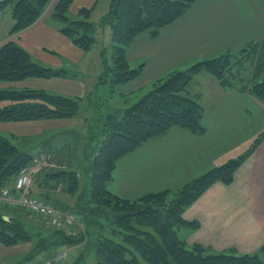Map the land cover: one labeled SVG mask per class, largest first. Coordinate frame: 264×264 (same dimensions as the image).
Listing matches in <instances>:
<instances>
[{
	"label": "trees",
	"instance_id": "16d2710c",
	"mask_svg": "<svg viewBox=\"0 0 264 264\" xmlns=\"http://www.w3.org/2000/svg\"><path fill=\"white\" fill-rule=\"evenodd\" d=\"M74 0H58L52 12L59 31L84 51L98 44L100 25L89 21L90 9L79 11L76 19L69 13ZM199 0H111L104 23L112 32L111 57L102 51L105 69L90 98H97V88L108 85L106 99L116 90L137 79L144 65L132 68L127 53L134 39L147 31L153 35L185 15ZM51 0H0V15L10 7L14 20L10 38L0 46V83L15 84L28 78H53L66 75L64 70L38 64L14 39L41 19ZM256 60L250 79L243 77L244 64ZM201 72L213 76L225 87L248 90L264 104V42L252 43L238 53H226L203 60L186 71H172L153 83V89L134 104L118 108L95 106L91 135L92 149L86 185L74 169H69L70 145L57 153L43 156L44 164L0 136V190L9 187L24 168L37 167L34 178L53 189L63 188L71 200L60 209L50 198L35 195L64 214H74L84 223L85 231L72 237L64 231L27 226L0 213V243L7 247L29 245L25 256L11 264H29L42 252L56 247L85 243V249L73 264H264V246L253 254L235 250L216 252L200 244L189 245L181 238L183 228L197 229L198 222L184 217L207 190L216 183L231 185L236 171L264 139H256L247 154L231 160L187 183L178 191L163 190L131 200L121 198L109 189L119 161L144 144L182 129L204 135V108L188 95L194 77ZM99 100L103 98L98 94ZM82 99L50 94L42 90L15 87L0 89V123L57 120L78 117ZM91 105V106H92ZM89 133V132H88ZM49 150V148H48ZM86 150V148H85ZM68 152V153H67ZM91 152V151H90ZM89 158V157H88ZM90 160V159H89ZM38 179V178H36ZM60 205V204H59ZM32 225V226H31ZM54 255V254H53ZM51 255V256H53ZM49 256V258L51 257ZM0 264H3L0 262Z\"/></svg>",
	"mask_w": 264,
	"mask_h": 264
},
{
	"label": "crops",
	"instance_id": "0c3cea01",
	"mask_svg": "<svg viewBox=\"0 0 264 264\" xmlns=\"http://www.w3.org/2000/svg\"><path fill=\"white\" fill-rule=\"evenodd\" d=\"M57 1L50 5L51 9ZM97 2L99 0H74L69 13L77 16L81 9H91ZM13 24L12 19L1 30L0 46L10 38ZM14 39L38 64L64 70L66 75L33 77L15 84L0 83V89L30 88L80 98L84 109L88 105L84 110L87 119L79 113L78 117L69 119L2 122L0 136L9 139L20 150L28 151L39 162H43V156L49 152L57 153L68 144L73 148L72 144L76 142L70 139L77 134L82 149L88 134L85 125L89 126L92 118L88 109L94 97L90 96L103 73L95 78L76 73V67L87 57L86 51L59 31L52 14L42 17ZM262 42L264 0H199L183 17L157 34L147 31L134 39L127 59L132 68L144 65L143 72L137 79L119 87L111 99L114 104L107 108L126 105V98L129 104H134L137 98L149 93L150 86L153 89L157 79L172 71H186L200 61L228 52L238 53L249 44ZM102 57L101 71L105 69ZM105 86V91L99 87L102 98L109 94L108 85ZM239 87L225 88L206 72L196 75L188 95L204 108L203 123L207 132L199 136L173 129L165 136L147 142L119 161L109 183L110 191L121 198L134 200L148 193L179 189L214 167L247 154L248 144L245 147L241 144L258 139L263 133L264 104ZM251 110L255 115H249ZM81 159L80 155L77 164ZM43 163L47 164L46 161ZM43 180L39 175L34 178L33 193L49 197L53 205L63 209L71 201L65 190L61 187L53 189ZM14 184L15 180H12L8 186L14 188ZM184 217L199 223L197 229L186 228L179 233L189 245L200 244L216 252L232 249L241 255L259 251L264 246V139L236 171L231 185H213L186 210ZM23 246L8 248H12L11 254L15 255L23 253ZM3 247L0 243V258ZM69 248L73 250L71 263H74L85 249V243Z\"/></svg>",
	"mask_w": 264,
	"mask_h": 264
},
{
	"label": "rangeland",
	"instance_id": "374dc122",
	"mask_svg": "<svg viewBox=\"0 0 264 264\" xmlns=\"http://www.w3.org/2000/svg\"><path fill=\"white\" fill-rule=\"evenodd\" d=\"M110 1L111 0H99V2H97L96 6L90 9L89 21H91L94 24L100 25V28H99L98 33H97L98 44H95L90 50L86 51L87 57L78 67H76V70H77L76 73H79V74L86 73L88 76L91 75V76H94V78H95V75L99 76L100 74H102L104 72L103 67H102L103 71H101V69H100V64H101L100 61H101V55H102L101 52L104 51V49H105L107 59H110L111 51H112L111 50V46H112L111 28L108 24L104 23L105 17H106L108 10L110 8ZM53 2H54V0H51L48 8L45 10L42 17H45L46 15L52 14L55 7H53L51 9L50 5ZM1 16H3V17H1ZM71 17L73 19H76V17L73 15ZM12 19H13V17L11 14V8L8 7L5 10H3L2 14L0 15V32H1V30H4V28L7 26V24H9V21ZM9 34H10V32H9ZM102 59H103V57H102ZM102 63H103V61H102ZM255 64H256V60H254V61L251 60L250 62L244 64V66H243V77L245 79V82H247L250 79L249 77L253 74L255 66H256ZM76 70H74V71H76ZM100 88H102V91L106 90L105 85L101 86ZM151 90H152V87L150 86L148 92H150ZM100 92H101L100 89L97 88V98L95 99L94 104L93 105L91 104L92 106H89L90 108L88 109V112L90 113L89 114L90 117H91V114H92L95 106L100 105L102 110H103L107 106L114 104V102L111 99H106L105 96H104L103 100H99L98 94L101 96ZM140 99H141V97L139 99L137 98L135 101L137 102ZM115 100H117V99H115ZM83 105H85V103ZM87 107H88V105H85V109L83 107H81L82 118H84V119H87V117L85 115V111H84L87 109ZM249 115L250 116L255 115L253 110L250 111ZM92 121H93V119L90 120V126H92V123H93ZM90 126L85 125L86 132L87 131L89 132L88 135L92 134L91 133L92 129ZM77 136H78V134L74 138L70 139V140H74L76 143H73V144L71 143L73 145V148L71 147V150L72 149L73 150L72 151L70 150V152L68 154V159H69L68 162L70 164L69 169H71V170L74 169L75 171H77V173L79 174V177L82 180L81 181L82 186H85L87 183L86 181L88 180L90 173H91V169H89V163L91 161L92 149L96 148L97 142H95V141L93 142L91 140L88 143V146L86 147L87 141H83L82 142L83 147L81 149L79 147V143H78L79 139ZM256 139H253V140L248 141V142H244L241 144V146L244 145V147H245L246 144H248V147L251 148V146L253 145V142ZM85 148H86V150H85ZM242 149H244V148L242 147ZM80 155L82 156V159L77 164V161L80 158ZM180 188H182V186L179 187V189ZM172 191L175 192V191H178V189H175ZM0 213H3L5 216H10L11 219H15V220L17 219L21 222H24L27 226H29L32 223V225L35 227H38V228L44 227L47 230L49 229V227L43 222V220L39 216L33 215L32 213L28 212L27 210H25L23 208H12L11 209V208L4 207V208H0ZM184 229H186V228L181 229V231ZM3 248L4 249L1 251L0 261L3 264H11L12 262H16L18 260H21L25 256V254L27 253L30 246L24 245L22 247L23 253L21 252L19 254H15V255L11 254V251L13 250L12 248H8L6 246ZM62 250L66 251L68 253V259H67L66 264H73V263H71V261L73 260V258H72L73 250H71V248H69V247H62V246L56 247L55 249L51 250L50 252H42L37 258H35L33 261L29 262V264H40L49 256H51L53 254L55 255ZM18 251H21V249H18Z\"/></svg>",
	"mask_w": 264,
	"mask_h": 264
},
{
	"label": "built area",
	"instance_id": "2783aa9c",
	"mask_svg": "<svg viewBox=\"0 0 264 264\" xmlns=\"http://www.w3.org/2000/svg\"><path fill=\"white\" fill-rule=\"evenodd\" d=\"M37 170V167L22 169L13 189L3 188L0 190V207L23 208L41 217L48 227L63 230L71 236H76L79 230L84 227V224L79 221L76 215L63 214L52 205L33 195L32 174ZM67 257V252L62 251L42 264H63Z\"/></svg>",
	"mask_w": 264,
	"mask_h": 264
}]
</instances>
